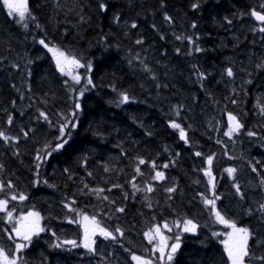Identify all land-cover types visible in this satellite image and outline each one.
I'll return each mask as SVG.
<instances>
[{"label":"trees","instance_id":"trees-1","mask_svg":"<svg viewBox=\"0 0 264 264\" xmlns=\"http://www.w3.org/2000/svg\"><path fill=\"white\" fill-rule=\"evenodd\" d=\"M262 5L264 0H28L31 17L18 22L0 0V130L19 138L0 139V199L9 201L13 215L6 222L7 212H0V247L12 252L15 242L26 244L13 228L18 215L36 212L44 230L17 252V264H127L116 251L164 264L144 236L157 225L169 245L181 237L172 264H229L222 243L229 227L217 222L203 194L219 197L217 210L252 232L248 264H262L255 257L264 256V67H257L264 65V22L251 16L253 9L264 13ZM41 40L82 65L91 62L92 70L73 66L81 79L76 84L57 69ZM121 93L130 100L121 104ZM77 99L81 108L73 116ZM229 113L243 125L231 137L224 135ZM171 121L184 129L187 142ZM64 123L77 126L65 130L71 135L63 149L51 151ZM138 158L146 161L141 175ZM227 168L236 171L229 176ZM156 171L165 179L153 180ZM9 182L14 188H7ZM133 183L138 189L151 184L153 191L134 190ZM13 194L26 199L12 200ZM85 216L115 237H101L109 262L79 246ZM183 218L197 224L196 233L175 225ZM165 222L171 231L162 228Z\"/></svg>","mask_w":264,"mask_h":264},{"label":"snow or ice","instance_id":"snow-or-ice-1","mask_svg":"<svg viewBox=\"0 0 264 264\" xmlns=\"http://www.w3.org/2000/svg\"><path fill=\"white\" fill-rule=\"evenodd\" d=\"M2 3L5 6V8L8 10L9 16H12L14 14L18 15L20 21H24L27 17H31V12H30V9L28 7V0H2ZM198 7H199L198 3L192 4L193 9H197ZM262 7H264V5H262ZM99 8L101 11H104V10H106L107 5L103 2H101L99 4ZM251 16L254 17L259 22H264V13H262V12H258L255 9H253L251 11ZM165 18L170 20L169 17H165ZM33 19H34V17H33ZM229 23H231V21H229ZM24 26L27 27L26 24ZM132 27H136V25L133 24ZM192 27L193 28L196 27L195 23H193ZM259 31L264 32V27H261L259 29ZM181 38H183V37H177V39H181ZM186 39H188L190 43L195 44V41L193 40L192 37H187ZM141 42L142 41H140V40L137 41L138 44ZM40 44H42L45 48H47L49 52L53 53V58L56 62V67L62 74H64L65 65L75 66L77 68L85 67L88 71L92 70L91 62H88L86 65H82L80 63V60L77 59L76 57H70V56L66 55L65 52L61 51L58 48L49 47V45L46 44L44 40H41ZM177 51H179V50H177ZM194 51L200 52V51H202V49L199 46H195ZM189 54H191V53H189ZM257 67H264V65H258ZM226 73L229 77L233 76V70L231 68L226 69ZM200 78L201 79L204 78L203 73H200ZM72 80L76 84H79L81 82L79 75L73 76ZM65 83L67 84V81ZM87 83L92 84L91 78L87 79ZM248 83H251V81H248ZM83 91L84 90L82 89L80 92V95H83ZM120 97H121V99H120L121 104L126 103L130 100V97L126 93H121ZM233 103H236V101H233ZM80 108H81V104L79 103V100L77 99L75 102V110L76 111H74L72 113V115L76 116L77 112L80 110ZM261 112L264 113V106H261ZM177 115H179L178 112H177ZM40 116L43 117L45 120L48 119L47 114L44 112H41ZM228 119H229L228 130L224 133V135L231 137L232 134L235 132H238L243 127V125L231 113L228 114ZM8 123L9 124L12 123V117L11 116H9V118H8ZM69 126L72 128H75L77 125L75 123H72L71 125H69L68 123L61 124L60 125L61 135L59 137H57L58 142L55 144V148L51 149V151H59V150L63 149L65 147V145L68 143V140L65 139L64 137L66 135H69V136L71 135V133H66V131H65ZM170 127L174 128V129H179L181 139H184L185 142H187L186 133H185L184 129L180 127L179 124H177L175 121H171ZM27 134H28L27 132L24 133L25 136H27ZM248 135L252 136V135H255V133L249 132ZM0 139H2L5 143H8L10 140H17L19 138L18 137H9L8 135H6V133L3 130H0ZM45 147H48V146L46 145ZM51 151L49 152V155L51 154ZM196 155L200 156L202 154L198 152V153H196ZM36 159H37V161L42 159V157L40 156L39 153L37 154ZM212 161H213V157L208 156L207 157V163L209 166L212 164ZM145 163H146V161L143 158H138V164H137L136 169H135L137 175L142 174L140 171L139 165H143ZM151 166L153 167V169L156 168V165L154 162L152 163ZM168 166H169L168 164L163 165L164 168H167ZM39 167H40V164L37 163V168H39ZM0 168H2V166H0ZM65 171H67V170H65ZM105 171H108V168H105ZM203 171L205 172V175L211 176L210 169H204ZM225 171L228 173L229 176H232L233 173L236 171V169L235 168H227V169H225ZM253 171L255 172V171H257V169L255 167H253ZM135 179H136V177L134 176L133 180H135ZM152 179L156 180V181H161V180L165 179V174L162 171H156L155 176L152 177ZM209 183L212 185L213 188L215 187L214 180H210ZM261 184L264 185V178L261 179ZM114 187H119V185H114ZM132 187L134 190H140V191H146V192L153 191V186L151 184H149L146 189H138L137 185L135 183H133ZM7 188H9V189L14 188V185L11 182H9L7 184ZM236 188H237V192L239 193V187L236 186ZM4 190H5L4 185L2 183H0V192H3ZM167 191L169 193H171L174 191V188H168ZM201 196L203 197V202L205 205H211V210H212L214 216L216 217L217 222L222 223V224L226 225L227 227H229L233 230L231 233H228V236L230 238H233L231 240V242L230 241H223L222 242L224 244V251L227 254L229 264H248V260L250 258H252L251 248L249 247V243H248L249 239L253 235L252 232L247 227H238L234 221L226 219L225 216H223L221 214V212L219 210H217L216 200L219 199V197H214L213 199H208L207 197H204L203 194H201ZM11 199L12 200L19 199V200L23 201L26 199V197L24 194H19V196H17L16 194H13L11 196ZM105 199H107V197H105ZM8 203H9V201L7 199H0V212H7V221L6 222H11L13 219V215H12V211H7ZM65 206L70 208V205H65ZM70 210H71V208H70ZM117 211L122 212L123 209H117ZM260 211L264 212V204L260 205ZM29 218H31L30 222H28V223H22L21 222V221H29ZM39 219H40L39 213L29 212V213H27L26 217H22L20 219V221H17L19 226L14 227L13 232L15 233L16 236H21L23 238V240L31 241V239L34 235H38L39 232L44 230L43 228H41L39 226ZM91 219L93 221H95V217H92ZM84 220L88 221L89 217L85 216ZM163 227L168 229L169 231H171V229L169 228V226L166 222L163 224ZM154 231L157 235H160V239H161V243H160L159 247H156L154 250L158 251L160 253L159 259L161 261H163L164 264H172V262L174 261L176 255H177V253L181 247L180 235L177 234L174 237L175 242L169 246L167 244V240L169 238L164 237L162 234H160V226L159 225L154 226ZM181 231L185 232V233H195L197 231V224H195L191 219H184L183 220V227H182ZM116 232L123 235V232L119 228L116 229ZM151 233H152V230H149L148 232L144 233L145 238H147L150 243L155 238ZM94 234H95L94 232L89 233L87 227L85 228V239H84L83 247H85L89 251H94V249L92 247L94 241H92V239H91V235H94ZM100 235H103L105 238L112 237L113 239H115L113 234L111 232L106 231L105 229H100ZM213 235L215 236V235H217V233H213ZM9 238L11 239V236ZM63 244H70L73 247H77L76 241H64ZM25 247H27V244L18 243V244H16V251L19 252L20 250H22ZM54 247H62V244H56V245H54ZM166 247L168 248L167 252H165ZM10 256H11L10 253H6V251L2 247H0V264H17V260L19 259V257L10 258ZM132 259L134 261L139 262V264H152V262L150 260L143 259V258H141L135 254H133ZM255 259L261 261L262 264H264V256L255 257Z\"/></svg>","mask_w":264,"mask_h":264},{"label":"rangeland","instance_id":"rangeland-1","mask_svg":"<svg viewBox=\"0 0 264 264\" xmlns=\"http://www.w3.org/2000/svg\"><path fill=\"white\" fill-rule=\"evenodd\" d=\"M11 17H14L18 22H23V21H20L19 20V16L18 15H12ZM17 22V23H18ZM73 69H74V67L73 66H68V65H65V70H64V74L66 75V74H68L69 75V77H71L70 78V80L71 81H73L72 80V77L73 76H76L75 75V73L74 72H72L73 71ZM74 82V81H73ZM27 216V213L26 214H22V215H18V218H17V221H20V219L22 218V217H26ZM40 217V219H39V226L41 227V216H39ZM89 217H91V216H89ZM215 217V216H214ZM216 218V217H215ZM184 219H186V218H183L180 222H176L175 223V225L176 226H179V228H181L182 229V227H183V220ZM30 220H31V218H29V221H21L22 223H28V222H30ZM81 225H82V237L80 238V240H79V242H78V244H79V246H81V247H83V243H84V239H85V228L87 227V229H88V231H89V233H95L94 235H91V239H92V241H94V243H93V245H92V247H93V249H94V251H92V253L93 254H95V256H96V259L98 260V259H100V257L102 258V257H104V255L102 254L103 253V251L105 250V240H102L101 239V237L103 236V235H100V232L98 231V226H97V223H96V221H93L91 218H89V220L88 221H85L84 220V217L81 219ZM163 229H166V228H164V227H162ZM149 230H152V235L155 237L152 241H153V249H155L156 247H159V245H160V243H161V239H160V235H157L156 233H155V231H154V226L153 227H151V228H149L147 231H145V232H148ZM233 230L231 229V228H228L227 230H226V232H225V234H223L222 235V239H225V240H223V241H230L231 242V240L233 239V238H230L229 236H228V233H231ZM197 232V231H196ZM195 232V233H196ZM160 234H162L164 237H168V235L162 230V229H160ZM134 236V237H133ZM133 236L131 237V238H133V240H134V242L136 243L137 241H136V239L137 240H139L140 239V235H139V233L138 232H136V231H134V233H133ZM104 237V236H103ZM22 238V237H21ZM105 238V237H104ZM136 238V239H135ZM6 239H7V241H13V239H10L9 237H6ZM23 239V238H22ZM102 240L101 242H99L98 240ZM147 239V238H146ZM148 240V239H147ZM25 241V240H24ZM149 241V240H148ZM168 241L169 240H167V244H168ZM99 242V243H98ZM18 243H21V244H24L23 242H21V241H19V242H15V247H14V250L11 252H6V253H10L11 254V256H10V258H15V257H17V251H16V244H18ZM29 243H30V241H26V244L27 245H29ZM169 245V244H168ZM170 246V245H169ZM83 248H85V247H83ZM165 251L167 252L168 251V249H167V247L165 248ZM115 256L116 257H118V258H124V261H127V264H139V262H137V261H134L133 259H132V256L130 257V258H125L122 254H119L117 251L115 252ZM105 259H106V261L107 262H109V259L107 258V257H104ZM141 258H143V257H141ZM144 259V258H143Z\"/></svg>","mask_w":264,"mask_h":264}]
</instances>
